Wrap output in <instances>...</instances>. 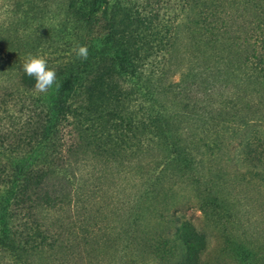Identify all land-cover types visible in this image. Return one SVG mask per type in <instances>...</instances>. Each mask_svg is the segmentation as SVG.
Instances as JSON below:
<instances>
[{"label":"rangeland","instance_id":"rangeland-1","mask_svg":"<svg viewBox=\"0 0 264 264\" xmlns=\"http://www.w3.org/2000/svg\"><path fill=\"white\" fill-rule=\"evenodd\" d=\"M28 1L0 0V32L16 16L62 14L66 4ZM108 1L115 44L138 74L102 86L116 99H101L94 84L74 112L85 139L100 138L99 153L79 163L74 204L78 221L105 241L102 264H174L186 254L264 264V71L251 56L264 55V0ZM233 36L249 40L243 48ZM11 41L0 38L1 48L19 42ZM73 42L9 53L50 64ZM105 46L93 42L85 61L98 62ZM100 118L125 134L120 142L112 130L114 151Z\"/></svg>","mask_w":264,"mask_h":264},{"label":"trees","instance_id":"trees-1","mask_svg":"<svg viewBox=\"0 0 264 264\" xmlns=\"http://www.w3.org/2000/svg\"><path fill=\"white\" fill-rule=\"evenodd\" d=\"M27 1L24 0L29 4ZM108 4V0H66L62 14L16 16L0 32L6 34L0 35L1 40L12 42L11 37H15L19 41L12 50L0 46V57L7 55L0 62V264L103 262L101 249L106 247L105 241L95 235L93 226L78 221L79 205L74 204L79 163L88 154L99 153L100 138L85 139L74 112L90 100L94 84H98L101 99H116V95L102 93V86H115L122 73L138 74L127 51L115 44L112 19L105 7ZM40 27L45 28L42 35L38 34ZM233 37V45L243 48L249 40L245 36ZM38 38L41 45L73 38L75 47L88 48L98 41L106 46L94 64L78 58L73 50L57 56L47 64L56 71V84L48 92L38 93L35 78L20 70L24 60L15 61L10 56L18 51L19 55L35 53L40 45L35 42ZM254 51L251 56L264 71V55ZM98 105L91 108L93 112ZM102 122L112 128L104 132L102 126V131L104 138L113 141L114 151L117 146L110 138L112 130L119 133L120 142L125 134L115 121ZM66 128L69 138L65 136ZM105 151L108 150L101 153ZM174 264L203 263L188 260L186 254Z\"/></svg>","mask_w":264,"mask_h":264},{"label":"clouds","instance_id":"clouds-1","mask_svg":"<svg viewBox=\"0 0 264 264\" xmlns=\"http://www.w3.org/2000/svg\"><path fill=\"white\" fill-rule=\"evenodd\" d=\"M73 51L80 59L86 60L88 49L86 46L74 47ZM21 71L27 76L35 78L34 88L38 93H46L56 84V71L47 67V61L36 55L29 56L21 63Z\"/></svg>","mask_w":264,"mask_h":264}]
</instances>
